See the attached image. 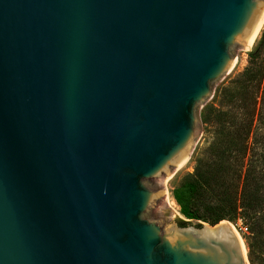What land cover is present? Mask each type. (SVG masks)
Returning <instances> with one entry per match:
<instances>
[{
	"label": "water",
	"instance_id": "1",
	"mask_svg": "<svg viewBox=\"0 0 264 264\" xmlns=\"http://www.w3.org/2000/svg\"><path fill=\"white\" fill-rule=\"evenodd\" d=\"M263 13L0 0V264H248L228 221L162 225L154 180L197 139L198 107Z\"/></svg>",
	"mask_w": 264,
	"mask_h": 264
},
{
	"label": "trees",
	"instance_id": "2",
	"mask_svg": "<svg viewBox=\"0 0 264 264\" xmlns=\"http://www.w3.org/2000/svg\"><path fill=\"white\" fill-rule=\"evenodd\" d=\"M247 57L206 109V148L171 195L179 226L242 219L247 260L264 264V31Z\"/></svg>",
	"mask_w": 264,
	"mask_h": 264
},
{
	"label": "rangeland",
	"instance_id": "3",
	"mask_svg": "<svg viewBox=\"0 0 264 264\" xmlns=\"http://www.w3.org/2000/svg\"><path fill=\"white\" fill-rule=\"evenodd\" d=\"M264 31V23L261 26V29L259 31V35H257V38L253 44V46L251 47V49H249L248 51L244 50L243 48L238 49L235 53V57H234V64L233 67L228 71L227 74H225L213 87L212 92H211V96L204 101L197 109V115H198V119L200 122V133L197 137V139L195 140V142L193 143V145L191 146L189 155H187V158L185 160L184 163H182L181 165L176 166L175 170L172 172L170 177H165V176H160L159 178L154 180L155 184H159V185H164L166 190H167V195L169 197V199H172V195H171V190L172 187L174 185H176L179 180L181 179V177L187 173H192L194 170V166H195V160L196 157H200L201 153L205 150L206 148V129H207V125L204 121V116H205V111L207 108H209L210 106L214 105V101L216 99V95L218 92V89L222 86L225 85L230 79H232L236 74L240 73L246 66H247V62H248V57H247V53H249L250 51H252L254 49V47L257 45L258 41L260 40L261 36H262V32ZM173 200V199H172ZM174 201V200H173ZM177 207V206H176ZM169 207L166 206L165 201H161L157 206H155L153 214L156 216V218L158 220H160L162 222V225H167L170 224L171 222H174L176 224H178L179 220H184V218L180 215L179 213V208L177 207V211L178 214H174L171 217H161L163 212L168 209ZM170 209V208H169ZM231 226L234 228L235 232L237 233V235L239 236L244 250H245V255L247 257V249L245 246V240L244 238L248 235V232H243V227L246 226V223L242 220V219H237L234 223H230ZM249 264V262H248Z\"/></svg>",
	"mask_w": 264,
	"mask_h": 264
},
{
	"label": "bare ground",
	"instance_id": "4",
	"mask_svg": "<svg viewBox=\"0 0 264 264\" xmlns=\"http://www.w3.org/2000/svg\"><path fill=\"white\" fill-rule=\"evenodd\" d=\"M263 23H264V13H263V15H262V17H261V19H260V21H259V23H258L256 29H255L253 35H252L251 39H250V41H249L247 47H244V48H243L244 50L248 51L249 49H251V47L253 46V44H254V42H255V40H256V38H257V35H259L258 33H259V31H260L261 26L263 25ZM233 64H234V61L232 62V64H231L229 70L233 67ZM229 70H228V71H229ZM190 149H191V148H190ZM190 149H189V150L186 152V154H185V155H184V156L178 161V163H177L176 166L181 165L182 163L185 162V160H186V158H187V155H189ZM176 166H175V168H176ZM175 168H174L170 173H168V174L166 175V177H170L171 174H172V172L175 170ZM165 203H166V206L169 207L170 210L173 212V214H178L176 204H175V202H174L172 199H169V197H168V195H167V190H165ZM231 227H232V226H231ZM233 229H234V228H233ZM235 233H236V232H235ZM236 235H237V233H236ZM237 236H238V235H237ZM238 238H239V236H238ZM239 239H240V238H239ZM240 241H241V240H240ZM241 243H242V242H241Z\"/></svg>",
	"mask_w": 264,
	"mask_h": 264
},
{
	"label": "built area",
	"instance_id": "5",
	"mask_svg": "<svg viewBox=\"0 0 264 264\" xmlns=\"http://www.w3.org/2000/svg\"><path fill=\"white\" fill-rule=\"evenodd\" d=\"M241 230H243V232H247L246 227H243V229H241Z\"/></svg>",
	"mask_w": 264,
	"mask_h": 264
}]
</instances>
